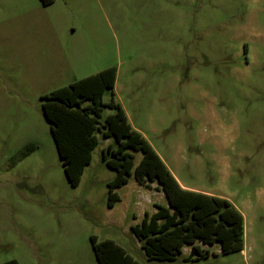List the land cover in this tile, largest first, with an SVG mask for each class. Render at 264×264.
Returning <instances> with one entry per match:
<instances>
[{"label": "rangeland", "instance_id": "rangeland-1", "mask_svg": "<svg viewBox=\"0 0 264 264\" xmlns=\"http://www.w3.org/2000/svg\"><path fill=\"white\" fill-rule=\"evenodd\" d=\"M56 50L77 53L62 70L70 83L116 68L102 102L123 105L183 186L242 214L240 253L196 242L206 257L184 245L174 261L148 262L129 228L167 200L131 174L107 208L112 137L98 134L78 185L68 183L41 110V96L69 83L38 70ZM129 152L136 165L141 153ZM90 236L137 264H264V0H0V264H97Z\"/></svg>", "mask_w": 264, "mask_h": 264}, {"label": "trees", "instance_id": "trees-1", "mask_svg": "<svg viewBox=\"0 0 264 264\" xmlns=\"http://www.w3.org/2000/svg\"><path fill=\"white\" fill-rule=\"evenodd\" d=\"M40 1L47 6L53 0ZM115 78L116 68L109 67L41 96L42 114L68 183L78 185L98 144V134L112 137L116 147L106 148L108 159L103 153L106 167L115 172L107 183V208L119 201L115 190L126 185L131 174L143 186L156 182L167 200V207L154 204L151 215L144 213L141 222L129 228L148 262L174 261L184 245L191 247L190 259L206 257L208 252L196 242L206 246L217 243L223 255L240 253L244 244L242 214L226 199L182 189L150 144L131 128L120 105L112 99L102 102L105 92L113 94ZM104 108L114 113L99 124ZM33 149L26 146L19 158ZM129 151L141 153L136 165ZM90 243L97 264H137L112 240L98 242L90 236ZM2 264L17 263L11 260Z\"/></svg>", "mask_w": 264, "mask_h": 264}, {"label": "crops", "instance_id": "crops-1", "mask_svg": "<svg viewBox=\"0 0 264 264\" xmlns=\"http://www.w3.org/2000/svg\"><path fill=\"white\" fill-rule=\"evenodd\" d=\"M65 27H67V34L69 35V36H71L72 34H73V28L74 27H69L68 25H66ZM55 35H56V39H58V40H61V38H63V36H64V34L62 35V33H61V36H60V33H55ZM36 37H38V36H36ZM42 37V36H41ZM38 40H40V38H38ZM77 52H79V50H77ZM77 53H76V51H74V53L73 54H70V53H64V51H61V50H56L52 55H51V57L53 58V62L51 63V64H42V65H39V67H38V70L41 72V73H47V77H49L50 79H56V78H64L63 80H65L66 82H69L68 83V85L69 84H71V83H73V82H71L70 83V80H69V76H65L64 75V72L62 71V70H64V68H67L68 66L70 67L71 66V63H72V57H73V59H74V62L75 61H77V57H74V55H76ZM116 74H117V72H116ZM87 76H90V75H86V76H84V77H82V78H85V77H87ZM117 76V75H116ZM82 78H80V79H82ZM79 79V80H80ZM75 82V81H74ZM115 86H116V78H115V83H114V89L113 90H115ZM114 93V92H113ZM119 105H120V107L122 108V110H123V112H124V114H125V117H126V119H127V122L129 123V125L131 126V128L133 129V130H135V131H137L138 133H140L141 135H142V137H144L143 136V134L139 131V130H137L135 127H133L132 125H131V123L129 122V120H128V117H127V113H126V111H125V109H124V107H123V105L121 104V103H118ZM145 139V138H144ZM112 146V145H111ZM174 177V176H173ZM175 178V177H174ZM175 180L177 181V183L179 184V186L182 188V189H184V190H189V191H193L192 189H189V188H187V187H185V186H183L176 178H175ZM149 187H152V188H154L155 190H157L156 191V193H160V191H158V190H160V188H159V186L157 185V183L156 182H151V183H149ZM119 189V188H118ZM196 192V191H195ZM119 200H120V198H119ZM244 219V218H243Z\"/></svg>", "mask_w": 264, "mask_h": 264}]
</instances>
